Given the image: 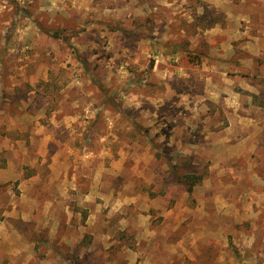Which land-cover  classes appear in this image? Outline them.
<instances>
[{
  "label": "rangeland",
  "instance_id": "rangeland-1",
  "mask_svg": "<svg viewBox=\"0 0 264 264\" xmlns=\"http://www.w3.org/2000/svg\"><path fill=\"white\" fill-rule=\"evenodd\" d=\"M0 264H264V0H0Z\"/></svg>",
  "mask_w": 264,
  "mask_h": 264
},
{
  "label": "trees",
  "instance_id": "trees-1",
  "mask_svg": "<svg viewBox=\"0 0 264 264\" xmlns=\"http://www.w3.org/2000/svg\"><path fill=\"white\" fill-rule=\"evenodd\" d=\"M167 169V174L160 177L162 182L161 185L167 186L172 183H184L186 186V192L191 193L193 187L201 181V176L193 173H184V175H179L177 172V166L173 164L171 160L167 161Z\"/></svg>",
  "mask_w": 264,
  "mask_h": 264
}]
</instances>
